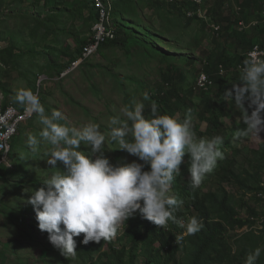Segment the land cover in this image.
<instances>
[{
	"label": "rangeland",
	"instance_id": "obj_1",
	"mask_svg": "<svg viewBox=\"0 0 264 264\" xmlns=\"http://www.w3.org/2000/svg\"><path fill=\"white\" fill-rule=\"evenodd\" d=\"M184 1L190 3L180 0ZM243 1L204 0L201 7L207 18L201 20L188 19L168 0H111L110 25H118L113 27L118 30L119 40L99 46L84 57L79 54L82 44L96 36V23L102 21H96L91 0H1L0 57L5 63L0 72V107L16 101L17 91L27 88L38 96L46 113L58 109L76 127L97 123L107 136L110 119H124L122 108L143 102L144 115L150 118V101H143L147 92L157 102L159 114L177 120L190 114L197 138L221 136V150L237 158V170L257 169L264 187V162L256 161L255 154L264 143V132L234 140V132L245 125L239 111L223 98L232 87L231 81L239 82V67L244 62L240 56L249 50V45H238V31L247 33L253 43L264 49V0H260L261 8L249 1L252 7L242 9ZM210 12L222 26L220 35L208 25L212 22ZM242 19L247 30L238 27ZM104 23L109 24L107 19ZM220 64L225 65L226 73L218 70ZM202 71L213 79L208 90L196 88ZM208 100L213 106H224L221 130L209 127ZM40 127L33 113L13 137L7 162L0 167V264H89L76 258L62 262L48 234L39 230L33 207L25 202L30 195L25 189L43 187L42 181L53 171L46 163L50 146L41 145L38 152L32 153L27 143L29 134H38ZM118 147L106 140L105 155L113 164L124 165L137 159ZM80 150L90 152L83 144ZM184 160L188 162L189 156ZM58 167L63 169L62 164ZM212 179L204 191L216 188ZM227 188L236 195L243 218L247 217L248 207L258 211L251 219L256 221L255 229L260 228L264 190L244 194L236 186ZM192 216L196 217V211L186 209L183 219L187 222ZM246 230L248 227L230 229L227 235L232 241ZM119 238L117 235L112 239L118 250L123 245ZM103 251L110 252L109 245L105 244ZM127 251V261L132 256L133 264H145L140 250L132 251L127 245ZM105 261L107 258L102 257L97 264H108Z\"/></svg>",
	"mask_w": 264,
	"mask_h": 264
},
{
	"label": "clouds",
	"instance_id": "obj_2",
	"mask_svg": "<svg viewBox=\"0 0 264 264\" xmlns=\"http://www.w3.org/2000/svg\"><path fill=\"white\" fill-rule=\"evenodd\" d=\"M231 83L223 98L239 111L245 125L234 132L233 139L260 135L264 132V60H244L239 82ZM15 100L38 116L40 131L29 134L27 143L32 153L41 145L50 146L46 163L53 169L42 181L43 187L25 189L30 193L25 202L33 207L39 230L48 234L49 242L65 258L77 254L75 237L83 233L84 245L111 241L137 213L162 229L172 222L184 229V235H195L204 228L195 216L185 222L175 214L184 201L173 194V184L188 155L190 187H200L224 159L223 138H197L190 114L183 120L159 114L157 102L145 92L143 101H150V118L144 115L143 102L122 108L124 119L112 117L106 136L97 123L76 127L58 109L46 113L30 89H19ZM106 140L137 159L113 164L105 155ZM82 144L90 148L89 153L80 150ZM184 235H176L179 246ZM262 253L264 247L255 248L244 264H257Z\"/></svg>",
	"mask_w": 264,
	"mask_h": 264
},
{
	"label": "trees",
	"instance_id": "obj_3",
	"mask_svg": "<svg viewBox=\"0 0 264 264\" xmlns=\"http://www.w3.org/2000/svg\"><path fill=\"white\" fill-rule=\"evenodd\" d=\"M249 1H252L251 3H256L260 8L263 6L260 0H245L241 3L242 9L252 7L248 3ZM168 3L180 8L185 16H187V10L196 8L186 1L181 3L180 0H175L172 3L168 1ZM91 5L93 12L97 15L96 21L98 22L100 20V14L95 8L94 0H91ZM210 16L212 21L220 25V35L222 31L221 24L216 20L213 14ZM188 19L199 18L193 16L188 17ZM112 24L114 27L118 26L113 22ZM113 25L109 26L114 28ZM240 26L239 24L238 27ZM119 28L121 27L119 26ZM114 30L116 37L113 39H106L101 43L100 47L107 46L109 43H114L119 40L118 30L115 28ZM238 32L239 35H241V42L238 43L240 47L249 45L250 50L255 45L259 44L253 43V40L248 37L249 35L247 33L242 31ZM94 41L93 35L89 39H85L79 54L83 56L85 47ZM246 53L240 56L241 61L247 59ZM0 58L4 64L5 61L2 59L3 56ZM225 58L226 57L223 59ZM12 59L13 58H11V60ZM221 65L225 67L224 64H220L218 65V70ZM59 73H61V71ZM209 76L211 78V74ZM14 103L21 109L25 106L17 101H14ZM8 104L9 102H7L5 106ZM206 105L207 110L211 114L210 117L207 118L209 127H215L221 130L224 126V121L221 120V118L225 116L224 106H213L212 102L209 100L206 101ZM223 146L222 144L221 149H223ZM255 154L256 161L264 162V143L255 151ZM237 164L238 161L236 157L230 155L228 152H224V159L218 161L215 170L205 177L200 187L195 189L190 187L188 162L181 165V175L176 178L173 184V192L175 196L184 201V205L181 209H178L175 214L183 218L186 209H194L196 211V217L204 224V228L199 233L195 235H184V229L172 222H169L166 229H162L152 222L143 219L139 213H137L123 225L124 229L122 231L121 227L118 230L117 235L120 236L119 239L123 242L121 249L118 250L113 247V240L107 242L101 240L99 244L96 242H89V244L84 245L82 243L84 234L82 233L79 237H75L77 242L76 256L74 258H65L58 250L57 254L59 259L64 263H68L76 258L89 264H97L102 257H106L107 261L104 263L129 264L128 261H131L133 264L132 256L128 261L125 258L128 252L127 245H129L132 251L140 250L144 256L145 264H244L250 252L257 247H264V221L260 225V228L255 229L256 221H253L251 217H256L258 211L253 207H248L247 217L243 218L236 200V195L229 191L227 186H236L242 190L244 194L258 193L259 191H263L264 187L261 186V176L257 169L238 171ZM211 179L217 184L216 188L204 191L203 189L206 183ZM240 207H244V205L240 203ZM244 227H248V230L231 241L227 235L228 231L230 229H242ZM176 235H184V239L180 246L174 242L176 241ZM105 244L109 245L110 252L103 251V246ZM179 253H183V256L179 257ZM96 254L98 255L97 258H95ZM257 264H264V253H262Z\"/></svg>",
	"mask_w": 264,
	"mask_h": 264
},
{
	"label": "built area",
	"instance_id": "obj_4",
	"mask_svg": "<svg viewBox=\"0 0 264 264\" xmlns=\"http://www.w3.org/2000/svg\"><path fill=\"white\" fill-rule=\"evenodd\" d=\"M170 3L175 0H168ZM190 3L195 7H201L204 3V0H190ZM95 8L100 14V20L96 23V36L94 37L95 41L89 45H87L84 49V57H88L93 54L94 51H97L101 43H103L106 39H113L116 37L115 30L110 27V13H111V0H94ZM264 12V10H263ZM102 16V19H101ZM197 16L199 19L204 20L207 18V13H203V11H199L195 13L191 10H187V17ZM107 19L109 22L108 25H105L104 21ZM210 18L208 17V21ZM239 24L241 25L242 30H247L248 26L245 21L240 20ZM208 25L215 32L220 30V25L215 23L214 21L209 22ZM247 57H255L259 60H264V49L259 45H255L251 48L246 54ZM248 58V59H249ZM242 65H240V70H242ZM220 72L226 73L227 69L223 65L220 66ZM62 73H67L64 71ZM212 85V80L207 72L202 71L199 73L196 82V88H200L202 90H208ZM33 113H29L26 110V106L23 109L18 107L14 102H10L5 107H0V167L7 162L6 157L9 156V151L12 149L11 143L14 136H16L19 132L21 124L27 122ZM260 225L264 221L263 217L259 216Z\"/></svg>",
	"mask_w": 264,
	"mask_h": 264
},
{
	"label": "crops",
	"instance_id": "obj_5",
	"mask_svg": "<svg viewBox=\"0 0 264 264\" xmlns=\"http://www.w3.org/2000/svg\"><path fill=\"white\" fill-rule=\"evenodd\" d=\"M0 1H1V0H0ZM197 9H198V7H197L196 9H194V10H197ZM191 10H193V9H191ZM2 67H3V63H2V60H1V58H0V72L3 71Z\"/></svg>",
	"mask_w": 264,
	"mask_h": 264
},
{
	"label": "bare ground",
	"instance_id": "obj_6",
	"mask_svg": "<svg viewBox=\"0 0 264 264\" xmlns=\"http://www.w3.org/2000/svg\"><path fill=\"white\" fill-rule=\"evenodd\" d=\"M201 10H202V7H198L197 10H191V11H193V12H195V13H198V12L201 11Z\"/></svg>",
	"mask_w": 264,
	"mask_h": 264
}]
</instances>
